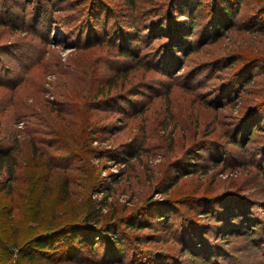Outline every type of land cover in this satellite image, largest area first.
<instances>
[{
  "label": "rangeland",
  "instance_id": "374dc122",
  "mask_svg": "<svg viewBox=\"0 0 264 264\" xmlns=\"http://www.w3.org/2000/svg\"><path fill=\"white\" fill-rule=\"evenodd\" d=\"M0 144V264L135 212L136 259L264 264V0H0Z\"/></svg>",
  "mask_w": 264,
  "mask_h": 264
},
{
  "label": "trees",
  "instance_id": "16d2710c",
  "mask_svg": "<svg viewBox=\"0 0 264 264\" xmlns=\"http://www.w3.org/2000/svg\"><path fill=\"white\" fill-rule=\"evenodd\" d=\"M7 154L0 144V160H4ZM136 213L122 217L119 223L104 224L100 223L97 214L87 213L82 221L56 225L46 232L32 236L23 244L14 243L9 252H13L15 248L14 255L25 259L28 264H126V259L132 264H166L149 257L145 260L136 259V249L133 254L126 251L123 241L125 236L119 235L120 225L134 229L152 226L151 219H143V214ZM221 218L226 221L225 217ZM223 226L226 231L232 230L231 228L238 231V226L234 224L226 222ZM136 238L139 241L137 244H140V235Z\"/></svg>",
  "mask_w": 264,
  "mask_h": 264
}]
</instances>
